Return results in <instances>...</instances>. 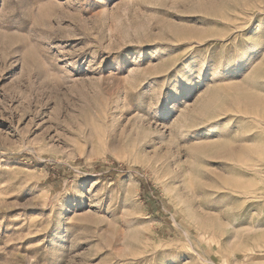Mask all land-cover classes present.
Wrapping results in <instances>:
<instances>
[{
  "label": "rangeland",
  "instance_id": "374dc122",
  "mask_svg": "<svg viewBox=\"0 0 264 264\" xmlns=\"http://www.w3.org/2000/svg\"><path fill=\"white\" fill-rule=\"evenodd\" d=\"M264 0H0V264H264Z\"/></svg>",
  "mask_w": 264,
  "mask_h": 264
},
{
  "label": "snow or ice",
  "instance_id": "6c2138e0",
  "mask_svg": "<svg viewBox=\"0 0 264 264\" xmlns=\"http://www.w3.org/2000/svg\"><path fill=\"white\" fill-rule=\"evenodd\" d=\"M259 51L264 52V45H262V46L259 48Z\"/></svg>",
  "mask_w": 264,
  "mask_h": 264
}]
</instances>
